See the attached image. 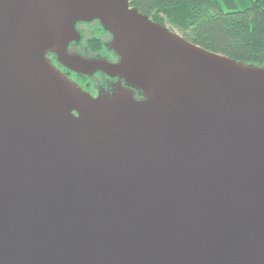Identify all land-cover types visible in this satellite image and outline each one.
Instances as JSON below:
<instances>
[{
    "label": "water",
    "instance_id": "1",
    "mask_svg": "<svg viewBox=\"0 0 264 264\" xmlns=\"http://www.w3.org/2000/svg\"><path fill=\"white\" fill-rule=\"evenodd\" d=\"M92 21L117 62L67 52ZM0 264H264V66L129 0H0Z\"/></svg>",
    "mask_w": 264,
    "mask_h": 264
},
{
    "label": "trees",
    "instance_id": "2",
    "mask_svg": "<svg viewBox=\"0 0 264 264\" xmlns=\"http://www.w3.org/2000/svg\"><path fill=\"white\" fill-rule=\"evenodd\" d=\"M130 6L207 50L264 66V0H129ZM175 31V30H174ZM92 48L98 42L87 39Z\"/></svg>",
    "mask_w": 264,
    "mask_h": 264
},
{
    "label": "flooded vegetation",
    "instance_id": "3",
    "mask_svg": "<svg viewBox=\"0 0 264 264\" xmlns=\"http://www.w3.org/2000/svg\"><path fill=\"white\" fill-rule=\"evenodd\" d=\"M76 29L80 33L81 39L78 42L69 43L67 47L68 53L78 54L87 59H105L111 63H115L119 60L117 54L110 48V33L99 22L77 23ZM87 39L97 41L98 46L95 48L88 46L86 44ZM48 57L65 75L95 97L99 94L110 97L117 92L120 86L132 88L123 78H119L118 76L111 77L100 70L90 75L79 74L60 64L55 54H49ZM132 90L135 98L139 99L142 97L141 91L135 88H132Z\"/></svg>",
    "mask_w": 264,
    "mask_h": 264
},
{
    "label": "crops",
    "instance_id": "4",
    "mask_svg": "<svg viewBox=\"0 0 264 264\" xmlns=\"http://www.w3.org/2000/svg\"><path fill=\"white\" fill-rule=\"evenodd\" d=\"M247 2H248V0H236V4L238 5V7H242Z\"/></svg>",
    "mask_w": 264,
    "mask_h": 264
},
{
    "label": "rangeland",
    "instance_id": "5",
    "mask_svg": "<svg viewBox=\"0 0 264 264\" xmlns=\"http://www.w3.org/2000/svg\"><path fill=\"white\" fill-rule=\"evenodd\" d=\"M176 32H178V30L176 28H173Z\"/></svg>",
    "mask_w": 264,
    "mask_h": 264
}]
</instances>
